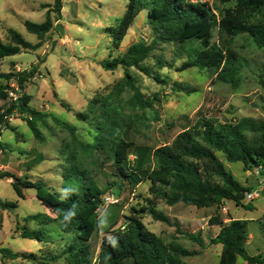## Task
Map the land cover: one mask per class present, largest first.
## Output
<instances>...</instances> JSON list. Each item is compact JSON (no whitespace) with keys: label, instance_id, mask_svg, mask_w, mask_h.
Masks as SVG:
<instances>
[{"label":"rangeland","instance_id":"374dc122","mask_svg":"<svg viewBox=\"0 0 264 264\" xmlns=\"http://www.w3.org/2000/svg\"><path fill=\"white\" fill-rule=\"evenodd\" d=\"M127 1L65 0L64 17L55 23L63 28L64 35L55 30L45 38L39 50L6 59L3 72L17 75L36 70L26 84L25 93L32 96L30 106L49 117L38 123L43 135L41 141L35 138L18 112L9 122L18 120L15 122L19 137L10 129H0V175L10 173L35 183L43 182L64 196L65 187H74L79 192L82 186L80 181L66 183L62 177L65 169L71 167L68 157H76L79 168L86 171V179L93 178L106 191L102 199L112 196L117 201L100 207L98 228L89 242L93 263L103 239L123 229L135 210L139 211L146 228L165 244H178L193 254L183 258L188 264H219L223 246L212 243V239L232 220L249 221L247 253L264 257V196L250 203L244 199L240 204L224 201L221 206L205 209L184 204L169 206L151 192L150 181L130 183L117 175L107 152L88 149L98 135L96 123L104 122L106 127L115 125L124 139L149 149L144 160V168H148L153 167L154 150L170 145L179 133L192 128L199 117L221 123H237L243 118L264 121V91L259 82L260 76L264 77V49L246 34L229 37L215 32L213 44L224 50L231 49L239 58L238 88L220 82L217 75L208 70L184 69L196 58L197 45L157 41L148 10L140 13L120 47L114 49L108 28L119 25ZM190 1L208 4L217 16L233 6L223 0ZM53 3L54 0H0V37L5 41L7 30L13 29L26 41L38 43L37 37L28 33L24 22H44L47 9L42 5ZM136 43L152 44L154 49L144 62L149 75L130 69L131 86L123 68L110 72L101 63L124 55ZM0 85L7 88L9 95L6 101L0 100V106L5 109L20 93L14 79L2 80ZM132 87L139 91V96ZM60 101L70 106L71 111L63 108ZM78 112L89 114L90 120H78L75 116ZM54 119L76 127L75 135ZM217 156L235 180L250 192L264 189V171L254 175L253 170H246L242 163H230L220 152ZM135 160L134 154L131 155V168ZM12 181L0 179V201L18 202V207L12 211L0 207V246L20 254H35L38 259L1 261L0 257V264H70L66 255L74 236L61 231L60 221H55L56 215L40 203L35 189L24 190L25 200L19 199ZM151 204L168 216L172 224L155 220L149 211H143ZM41 213L51 218L46 225L25 221L27 216ZM25 225L30 230H46V242L23 239L21 233ZM239 264L247 262L242 260Z\"/></svg>","mask_w":264,"mask_h":264},{"label":"trees","instance_id":"16d2710c","mask_svg":"<svg viewBox=\"0 0 264 264\" xmlns=\"http://www.w3.org/2000/svg\"><path fill=\"white\" fill-rule=\"evenodd\" d=\"M233 3L218 16L206 3L190 0H128L124 15L116 27L108 28L112 48L118 49L136 18L148 10V19L156 34V40L181 46L196 44V58L185 65L184 69L200 68L217 75L220 82L234 88L240 85V65L238 56L231 49H221L213 44L215 32L235 37L248 35L261 49H264V0H223ZM47 9L46 19L42 23L25 21L28 33L37 37L38 43L32 44L22 34L13 29L6 32V40L0 37V81L15 80L20 95L11 100L7 108L0 106V129H10L19 137L17 127L9 119L18 112L35 138L43 140L39 129L40 122L49 116L30 106L32 96L25 93L26 84L36 73L35 69L23 71L17 75L3 72L7 58L23 52L39 50L45 38L56 30L55 23L63 18L64 0H54L53 4H43ZM153 46L143 43L132 44L120 57L105 60L101 66L106 71H116L119 67L125 71L126 81L133 86L131 68L149 75L144 62L151 56ZM161 63V62H160ZM264 91V77L259 78ZM135 89L136 95L139 91ZM6 87L0 85V100L6 101L9 95ZM193 93V90H187ZM60 105L71 111L70 106L60 101ZM78 120L88 122L89 114L75 113ZM54 121L63 129L75 135L74 126ZM98 135L88 149L107 152L121 178L135 185L150 181L151 192L165 200L169 206L184 204L198 209L223 205L224 201L240 204L249 188L243 187L229 173L220 161L217 153H222L230 163H242L246 170L264 168V121L243 118L237 123H221L218 120L199 117L195 125L179 133L170 145L157 148L152 153L153 167L144 168V160L150 151L146 147L136 146L124 139L115 125L106 127L104 122L96 123ZM1 135V134H0ZM135 156L133 168L130 156ZM71 167L62 174L64 182L80 181L78 191L74 187H65L62 196L52 191L45 183H35L10 173L0 175V179H12L11 185L19 199L25 200L24 190L35 189L40 203L56 215L61 231L74 236V243L67 250L66 260L70 264H188L184 257L193 254L178 244H165L144 225L139 211L127 218V223L114 232L111 238H104L96 262L90 255L89 242L98 228L99 210L103 203L105 190L100 188L93 178L86 179V171L79 168L77 158L68 157ZM3 210L12 211L18 202L0 201ZM149 211L155 220L172 224L170 218L159 213L154 204L143 209ZM28 221L46 225L51 218L46 213L27 216ZM249 221L232 220L224 224L212 243L223 246L219 264H239L242 258L247 264L264 260L262 256H249L246 250ZM47 231L38 228L30 230L24 226L23 239L46 242ZM1 261L37 260L35 254L17 253L10 248L0 246Z\"/></svg>","mask_w":264,"mask_h":264},{"label":"built area","instance_id":"2783aa9c","mask_svg":"<svg viewBox=\"0 0 264 264\" xmlns=\"http://www.w3.org/2000/svg\"><path fill=\"white\" fill-rule=\"evenodd\" d=\"M262 171H264V168L263 167H258V168H255L252 173L254 175H259L260 172H262ZM261 196H264V189H261V190H259L256 193H252V192L248 191V192H246L244 194V201L246 203H250V202L254 201L255 199H257V198H259ZM116 202L117 201H115L112 196L111 197H104L101 207L104 206V205H111V204H114ZM263 224H264V217H263ZM252 264H264V260H261L260 262H255V263H252Z\"/></svg>","mask_w":264,"mask_h":264},{"label":"crops","instance_id":"0c3cea01","mask_svg":"<svg viewBox=\"0 0 264 264\" xmlns=\"http://www.w3.org/2000/svg\"><path fill=\"white\" fill-rule=\"evenodd\" d=\"M64 4H65V0H64ZM63 17H64V16H63ZM17 56H18V55H17ZM5 61H6V60H5ZM5 61H4V62H5ZM8 62H15V61H14V60H8ZM2 68H3V67H2ZM15 121H18V120H12V121H11V125L14 126V127H17V126H16V125H17V122H15ZM22 123H23V122H22ZM4 131H5V130H4ZM4 131H3V132H4ZM1 135H2V134H1ZM1 135H0V137H1ZM0 156H1V152H0Z\"/></svg>","mask_w":264,"mask_h":264},{"label":"water","instance_id":"95a60500","mask_svg":"<svg viewBox=\"0 0 264 264\" xmlns=\"http://www.w3.org/2000/svg\"><path fill=\"white\" fill-rule=\"evenodd\" d=\"M56 30L59 31L61 35H64V30L60 25L56 26ZM242 261V258L239 259V262Z\"/></svg>","mask_w":264,"mask_h":264}]
</instances>
